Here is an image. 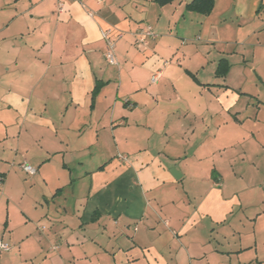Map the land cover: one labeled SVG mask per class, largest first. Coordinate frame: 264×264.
<instances>
[{"label": "crops", "instance_id": "0c3cea01", "mask_svg": "<svg viewBox=\"0 0 264 264\" xmlns=\"http://www.w3.org/2000/svg\"><path fill=\"white\" fill-rule=\"evenodd\" d=\"M191 1L0 0V264H264V0Z\"/></svg>", "mask_w": 264, "mask_h": 264}, {"label": "built area", "instance_id": "2783aa9c", "mask_svg": "<svg viewBox=\"0 0 264 264\" xmlns=\"http://www.w3.org/2000/svg\"><path fill=\"white\" fill-rule=\"evenodd\" d=\"M58 2L59 10H63L65 6V0H56ZM73 2H77L79 4H84L87 0H70ZM90 15L93 14L92 11L89 12ZM101 35L106 43L104 56L108 63L110 64H118V59L116 55V42L122 34H117L111 28L101 29ZM158 35L154 31V27L150 24L142 27L135 36V44L138 47H145L150 44V42L156 39ZM160 75V72H157L153 76V80H156ZM21 168L28 174L34 175L37 173V168L27 162L22 163ZM13 249V245L7 241H5L2 237H0V252H9Z\"/></svg>", "mask_w": 264, "mask_h": 264}, {"label": "trees", "instance_id": "16d2710c", "mask_svg": "<svg viewBox=\"0 0 264 264\" xmlns=\"http://www.w3.org/2000/svg\"><path fill=\"white\" fill-rule=\"evenodd\" d=\"M161 3L168 2L170 0H159ZM214 0H193L188 4V7L193 10L200 11L201 13H209L213 8ZM223 73V72H222Z\"/></svg>", "mask_w": 264, "mask_h": 264}]
</instances>
